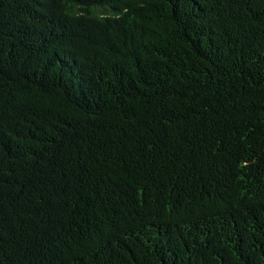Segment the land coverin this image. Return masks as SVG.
Returning <instances> with one entry per match:
<instances>
[{"label":"trees","instance_id":"1","mask_svg":"<svg viewBox=\"0 0 264 264\" xmlns=\"http://www.w3.org/2000/svg\"><path fill=\"white\" fill-rule=\"evenodd\" d=\"M0 264H264V0H0Z\"/></svg>","mask_w":264,"mask_h":264}]
</instances>
